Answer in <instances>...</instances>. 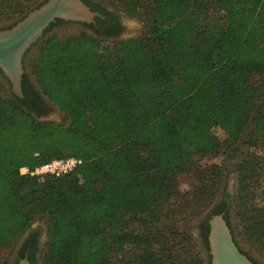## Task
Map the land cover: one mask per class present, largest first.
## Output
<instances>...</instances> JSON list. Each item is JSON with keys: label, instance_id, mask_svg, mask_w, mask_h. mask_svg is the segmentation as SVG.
<instances>
[{"label": "trees", "instance_id": "obj_1", "mask_svg": "<svg viewBox=\"0 0 264 264\" xmlns=\"http://www.w3.org/2000/svg\"><path fill=\"white\" fill-rule=\"evenodd\" d=\"M115 1L131 15L150 7L146 38L107 43L84 30L56 32L37 48L31 71L66 124L38 118L47 106L27 92L26 74L23 97L11 89L0 95V245L45 214L43 264L169 263L166 245L148 249L166 240L155 224L191 157L220 151L211 128L233 142L249 129L247 144L264 147V0ZM38 2L0 0V22L22 18ZM247 154L237 224L264 250V184L252 185L253 170L243 174L260 156ZM67 156L82 159L70 173L20 172ZM225 203L203 220L206 247L208 219ZM131 244L147 247L127 256ZM21 250L14 264L25 257Z\"/></svg>", "mask_w": 264, "mask_h": 264}, {"label": "rangeland", "instance_id": "obj_2", "mask_svg": "<svg viewBox=\"0 0 264 264\" xmlns=\"http://www.w3.org/2000/svg\"><path fill=\"white\" fill-rule=\"evenodd\" d=\"M44 1L39 0L36 5L39 6ZM97 1L111 10L118 11L122 16L125 26L124 32L119 37H103L107 43L119 39L146 38L149 35L151 25L146 18H148V12L151 10L150 7L140 8L139 15H131L125 12L115 0ZM145 14L147 15L146 17ZM16 20L8 19L1 21L0 29L10 27ZM83 30L89 32V30L80 24L73 22H62L58 25H52L26 51L24 57L25 72L40 92L37 80L31 71V66L36 58L37 48L41 42L56 32L63 37L68 33ZM10 89L11 86L8 79L0 70V95H9ZM48 114L50 117L48 120L51 121L66 124L69 120L66 113L57 107L50 106ZM211 131L222 144L220 151L214 154H194L184 166V170L177 175L176 194L171 196L168 211L155 224L156 229L164 233L166 240L162 243H153L148 249L153 248L160 252L163 246L166 245L168 248L166 255H170L171 257L169 263L167 261L164 264H210L208 247L205 245L202 234V223L214 207L225 201L224 206L226 207L229 226L235 242L242 251L248 252L254 259L264 263V250L247 237L242 226L237 224L240 207L236 203V196L241 187L240 170L242 168L240 166L244 157L251 150L256 151L260 156L259 163L258 165L249 163L244 166L243 174H248L253 170L254 176L250 178L252 185L256 186L259 182L264 184V147L256 146L257 149L255 150V146L247 144V140L250 137L249 129H244L240 137L234 140V142L219 126L212 127ZM229 143H232L231 148L234 153L230 157L226 152V150L229 151ZM252 190L249 189L250 192ZM50 224L51 222L47 215L39 214L34 216L30 224L23 231L17 233L11 241L0 245V264H14L22 242L32 232H39L41 239L37 264L45 263V260L41 259V256L42 251L44 254L47 252ZM140 225H143V221L134 224V227ZM182 232L185 234L176 236ZM145 247L147 246L144 244L128 245L126 255L134 256L135 253L142 252ZM122 259L118 254L113 255L115 262L119 261L121 263Z\"/></svg>", "mask_w": 264, "mask_h": 264}, {"label": "water", "instance_id": "obj_3", "mask_svg": "<svg viewBox=\"0 0 264 264\" xmlns=\"http://www.w3.org/2000/svg\"><path fill=\"white\" fill-rule=\"evenodd\" d=\"M96 11L91 10L84 0H45L30 10L10 27L0 29V70L8 79L11 90L23 97L22 78L25 73L26 51L57 19L65 21L91 22ZM48 105L59 108L40 92ZM34 115L35 113L32 112ZM48 120L49 114L38 116ZM208 253L210 264H257L244 253L233 238L231 228L223 213H213L208 219ZM17 264H31L21 258Z\"/></svg>", "mask_w": 264, "mask_h": 264}, {"label": "flooded vegetation", "instance_id": "obj_4", "mask_svg": "<svg viewBox=\"0 0 264 264\" xmlns=\"http://www.w3.org/2000/svg\"><path fill=\"white\" fill-rule=\"evenodd\" d=\"M84 1L87 5H89L91 10L97 12V14L94 15L93 20L91 22H85V21H76L75 22V21H65L63 19H57L55 22H52L48 27H51L52 24L58 25L62 22H73V23L80 24L85 29L89 30V32H91L95 35H101L103 37H119L124 32V29H125L124 22L122 20L121 14L118 11L109 9L108 7H106L104 4H102L101 2H99L97 0H84ZM59 20H63V21L60 22ZM47 28L45 29V31L47 30ZM24 74H26V72ZM25 82H26L25 85H26L27 92H31V93L32 92L33 93L38 92L40 98L45 102V104L47 106L45 108V111L48 114V112L50 110V106L44 100L40 91L34 86L32 79H30L28 75L26 76ZM220 213H223V215H225V213H226V207L225 206H223V210ZM40 240L41 239L39 236V232H32V233L28 234L27 237L22 242L21 248L17 254V258L20 256L19 253H20V251H22L21 250L22 247H24L25 248V254H24L25 257L27 258V256L29 255V252L32 251L35 253V255L37 257L36 261H38V252H39V248H40ZM32 252H30V253H32ZM244 253H246L247 256L249 258H251L257 264H264V263L259 262L256 259H254L250 254H248V252H244Z\"/></svg>", "mask_w": 264, "mask_h": 264}, {"label": "built area", "instance_id": "obj_5", "mask_svg": "<svg viewBox=\"0 0 264 264\" xmlns=\"http://www.w3.org/2000/svg\"><path fill=\"white\" fill-rule=\"evenodd\" d=\"M81 162L82 159L76 156L59 157L45 162L33 170H30L28 167H22L20 172L23 174L30 173L32 175L52 174L61 176L70 173Z\"/></svg>", "mask_w": 264, "mask_h": 264}]
</instances>
